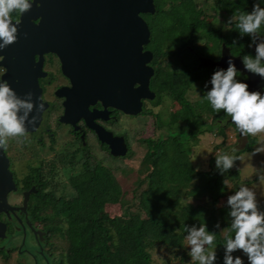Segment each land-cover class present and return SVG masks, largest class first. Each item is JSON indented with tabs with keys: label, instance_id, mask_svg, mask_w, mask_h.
<instances>
[{
	"label": "trees",
	"instance_id": "1",
	"mask_svg": "<svg viewBox=\"0 0 264 264\" xmlns=\"http://www.w3.org/2000/svg\"><path fill=\"white\" fill-rule=\"evenodd\" d=\"M209 2L154 0V14L142 15L150 31L145 50L154 55L150 90L156 97L148 104L157 107L168 95L180 106L182 122L174 127L158 116V138L142 139L147 146L143 164L151 169L133 190L136 206L125 205L129 200L123 198L125 193L112 170L100 161L91 164L89 154L81 170L69 177L73 194L67 197L49 190L54 170L43 174L42 168H31L22 179L23 187L13 173L17 189L35 188L28 202L29 216L34 222L44 224L46 242L56 236L55 240L62 243L60 250L54 242L55 250L60 251L57 264H154L152 252L160 247L170 251L179 264H188L190 257L182 241L187 234L186 226L193 224H206L210 231L216 232L214 244L223 253L225 240L232 233L228 230L227 208L221 202L241 185L249 186L251 182L243 181L233 168L221 175L215 168V159L210 160L209 170L197 171L191 154L199 137L204 132L224 136L222 125L233 127V124L228 122L230 117L223 110L214 112L203 99L207 90L195 103L189 102L187 94L195 84L204 85L214 71L199 67L198 55L209 56L197 46L202 33L206 37L209 33L214 35L213 49L225 44L237 57L255 55L253 48L248 47L250 37L241 38L234 25L232 30L212 29L208 33L209 25L201 18L204 9L200 5L209 4V9L220 12L228 20L233 14L250 12L256 0H215L213 6ZM258 32L264 37V24ZM166 58L171 62L163 67ZM150 114L152 110L144 108L139 115ZM204 115L209 117L208 123ZM245 138L247 144L237 150V156L254 148L255 140L250 135ZM227 149L223 152H228ZM4 150L7 153L6 147ZM223 180L227 181L226 185ZM143 185L146 188L138 193ZM117 204L123 213L111 216L106 207ZM133 207L136 210L132 211ZM217 223L219 228L215 227ZM0 256L6 263L9 261L5 249H0Z\"/></svg>",
	"mask_w": 264,
	"mask_h": 264
},
{
	"label": "flooded vegetation",
	"instance_id": "2",
	"mask_svg": "<svg viewBox=\"0 0 264 264\" xmlns=\"http://www.w3.org/2000/svg\"><path fill=\"white\" fill-rule=\"evenodd\" d=\"M67 8L70 11L68 10L67 12ZM73 8L65 4L63 0H36L31 10L24 14L13 12L11 14L13 22H18V39L7 48L0 50V69H3L0 72V79L7 72L6 67L21 65V62H24L26 57L33 60V63L36 65L35 67L38 68L39 64L40 71L43 73L42 77H38V82L42 90V100L48 104V107L43 114L42 122L37 131L25 134L22 137V141L30 138L36 141L38 145L43 146L46 135L49 136L52 144L56 142V139H62L65 142L69 141L68 148H74L73 157H76L81 152L84 153L90 150V140L93 139L96 145L110 157L122 158L114 157L111 154L109 147L102 143L96 131L90 129L84 117L66 115L65 102L76 94L73 91L75 89L74 82L77 83L79 77L85 75V73H81L83 69L80 67L83 65V61L86 59L85 55L87 54L86 50L78 51L75 48L76 41H83L81 38H84L83 30L85 27L82 26L84 25L83 21H76V17L72 13ZM28 19L36 27V31H31L26 27L28 26L26 24ZM23 25L24 28H21ZM221 30L226 31L225 28ZM25 41L29 44L27 48L24 46ZM257 42H259V38H257ZM252 48L255 53V45ZM209 52H207V55H209ZM211 52L213 54L209 56L198 55L199 67L216 70L218 67H215L214 63L218 64L221 62L220 67L226 68V61L229 57L233 59V63H235V58H240L233 55L230 48L225 44H221L219 49H213ZM3 60L6 67L5 65H1ZM207 61H212L213 67L209 66ZM237 79L248 83L249 78L247 75L238 72ZM260 85L264 87V81ZM260 85H257V87ZM257 87L254 89H258ZM75 90H78V88ZM78 94L81 95L80 92ZM148 103L150 101H144L143 110ZM89 110L102 111L103 108L101 103L98 102L90 106ZM138 116L140 115H126L121 111L109 107L105 117L89 119L95 127L102 129L101 131L106 139L114 141V139L123 138L129 149L128 141L130 139L123 131V119L136 120ZM228 122H231V119ZM233 127L236 128L234 124ZM237 132L239 133L238 129ZM10 170L13 175L14 172L11 169V165ZM18 183L19 186H24L20 180ZM33 193H35L34 187L22 191L16 189L15 192L8 195V204L13 209V212L8 211V213L0 215V222L6 226L5 238L0 239V249L6 250L9 260L16 253L17 264H52L55 254L49 248L50 242H46L45 232L43 231L44 224L34 222L29 216L28 202ZM26 194L29 197L26 207H24ZM14 198H20V202H14ZM23 208L26 210L24 211ZM12 232L13 235H11ZM8 238L16 243L14 247L3 248L2 242Z\"/></svg>",
	"mask_w": 264,
	"mask_h": 264
},
{
	"label": "clouds",
	"instance_id": "3",
	"mask_svg": "<svg viewBox=\"0 0 264 264\" xmlns=\"http://www.w3.org/2000/svg\"><path fill=\"white\" fill-rule=\"evenodd\" d=\"M35 2L36 0H0V50L18 39V22H13L11 14H24L31 10ZM262 24L264 0H256L250 12L229 17L224 25L225 30H232L234 25L241 38L250 37L251 43L248 47L255 45V55L240 56L242 68H237L229 57L226 61L227 67L214 70L210 79L205 82L207 91L203 99L214 112L223 110L242 136L264 132V91L250 90L247 82L237 79L238 72L243 71L264 80V37H260L258 32ZM198 43L204 45L202 39ZM232 43L235 45L236 40ZM42 108L43 104H37L32 92L25 93L22 98L8 81L0 79V149L7 146L9 138L24 137L26 122L34 121L35 116L31 114ZM236 152L237 149L233 148L230 152L215 155V168L221 175L240 159ZM262 152L264 147L253 149L252 156ZM256 176V185H241L224 202L227 217L230 219L228 230L232 235L226 238L223 245L221 264H264V210L258 206L255 190L257 186L264 188V167H256ZM223 184L226 185L227 181L223 180ZM215 227L219 228V223ZM186 232L184 240L188 246L187 255L190 257L188 264H217L214 244L217 233L210 231L206 224L186 226Z\"/></svg>",
	"mask_w": 264,
	"mask_h": 264
},
{
	"label": "water",
	"instance_id": "4",
	"mask_svg": "<svg viewBox=\"0 0 264 264\" xmlns=\"http://www.w3.org/2000/svg\"><path fill=\"white\" fill-rule=\"evenodd\" d=\"M63 2L74 7L72 13L77 22H84L82 25L85 27L84 38H81L83 41H76L75 48L87 52L86 59L80 67L83 69L81 73L85 75H81L77 83L74 82V88L78 90L73 89L76 94L65 102L66 115L84 117L90 129L98 133L102 143L109 147L114 157H125L128 148L124 139L114 141L106 139L102 129L95 127L90 119L105 117L109 107L126 115L136 116L143 111V101L155 99V93L150 90V80L154 75V68L150 64L154 55L151 51L145 50V46L150 42V31L142 17L144 14H154V0H63ZM68 10L70 11L67 8V12ZM26 24L31 31H36V27L29 19ZM21 28H24V25ZM24 46L29 47L27 41ZM207 63L213 67L212 61ZM235 63L237 68H242L240 58H235ZM1 65H5L4 60ZM220 65L221 62L214 63L215 67L221 68ZM35 66L33 60L26 57L24 62L16 67L5 65L7 72L2 78L8 81L18 96L23 98L25 93L32 92L37 104H43L42 109L34 110L31 114L35 116V120L26 122L25 134L37 131L48 107L42 100V90L38 82V77H42L43 73L39 64L38 68ZM240 73L248 76L250 90H255L254 88L264 81L259 76L243 71ZM257 88L256 90L264 91L261 85ZM98 102L101 103L103 110L90 111L89 107ZM29 120L31 121V116ZM239 137H243L240 132ZM16 189L10 170V160L4 148L0 149V215L8 211L13 212L8 204V195ZM28 197L26 194L24 207ZM5 231L6 226L0 222V239L5 238Z\"/></svg>",
	"mask_w": 264,
	"mask_h": 264
},
{
	"label": "rangeland",
	"instance_id": "5",
	"mask_svg": "<svg viewBox=\"0 0 264 264\" xmlns=\"http://www.w3.org/2000/svg\"><path fill=\"white\" fill-rule=\"evenodd\" d=\"M171 1V0H170ZM215 0H210V6L214 5ZM204 9L203 16L201 17L205 24L209 25L208 33L211 32L212 29L215 31L221 30L224 28L226 23V18L219 12H215L209 9V4L207 6H202ZM214 31V32H215ZM206 32V31H205ZM202 33L200 40L202 39L204 45L197 43L203 53L206 54L208 51L209 55L213 54L211 48L213 45L214 35ZM205 36V37H204ZM220 48V47H219ZM218 48V49H219ZM171 60L166 58L162 63L163 67L169 65ZM204 85H194L187 94V99L191 103H195L199 101L202 97L204 91H206ZM146 108L148 110H152V114L150 115H140L136 120H131L128 118H124L123 131L125 135L130 139L129 142V152L126 157L123 158H112L106 152L102 151L93 139L90 140L91 147L87 153L81 152L76 157H73L74 148H68L69 141L65 142L64 140L56 139L54 144L51 143L48 135L44 137L43 146L38 145L36 141L33 139L27 138L22 141V138L12 137L8 139L6 152L8 158L10 159L11 169L14 174L17 176L18 180L22 182V179L26 177L30 169L42 168L43 174L49 172L50 170H54V176L51 177V182L49 186V190L56 193L57 195H65L70 196L73 194V190L68 183V179L72 174L78 173L84 162L86 161V155L89 154L91 157V164L96 161L102 162L104 165L108 166L116 180L118 181L122 191L125 193L124 197L126 206H136V200L133 201L134 189L137 188L139 181L145 178L150 172V167L148 165L143 164V159L147 153V146L142 142V139L148 138H158L160 131L157 129V117L160 116L162 121L165 123L171 122L172 126H178L182 122V114L180 110V106L174 102L168 95H165L159 106L154 107L152 104H147ZM156 116V117H155ZM206 122H209V117L207 115L203 116ZM176 121H173V120ZM225 128V135H217L210 132H204L199 137V143L197 146H194L192 149L191 159L194 166L201 170H209V162L211 159H215V155L223 152L226 148H228V152L231 149L236 148L237 150L243 149L247 144V139L243 136L242 138L238 137V132L236 128L222 125ZM54 129V128H53ZM251 138L255 140L254 148H262L264 147V132L257 133L256 135H250ZM57 138V137H56ZM128 139V140H129ZM253 151V150H252ZM251 152L242 153L239 157L237 164L232 168L233 170L239 172L240 177L243 181L251 182L249 187H253L258 183L256 176V167H264V152L257 153L252 156ZM197 157V158H196ZM196 159L195 161H193ZM73 161V165H72ZM230 186V183H228ZM146 186L138 191L141 192L145 189ZM257 191L258 198V206L264 208V188L259 186L255 189ZM227 198H225L221 205H224V202ZM14 202H20V198L13 199ZM225 206V205H224ZM126 208V207H125ZM136 210L133 207L132 211ZM106 211L111 216H119L123 213V209L120 204L117 205H108L106 207ZM224 234V233H223ZM13 235V232L12 234ZM54 236L50 239L49 248L54 251V259L52 263L57 264L59 262L60 256L58 253L60 251L55 250L54 242L56 241V245H62L61 242L55 240ZM3 241V248H11L14 247L16 242L13 240ZM187 248L186 241H182V246ZM61 250V249H60ZM217 253V264H221L222 255L217 248H215ZM239 253H234L237 255ZM154 264H179L177 260H174V255L168 251L167 249L160 247L155 249L152 252ZM20 257V256H19ZM171 260V261H170ZM42 262V260H41ZM168 262V263H167ZM0 264H17L16 263V253L13 254L12 259H10L7 263L0 256Z\"/></svg>",
	"mask_w": 264,
	"mask_h": 264
}]
</instances>
